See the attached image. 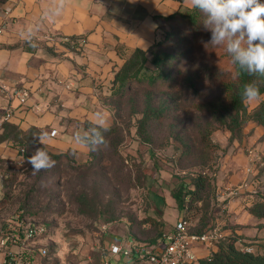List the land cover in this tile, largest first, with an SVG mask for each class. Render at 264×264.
<instances>
[{"label": "rangeland", "instance_id": "obj_1", "mask_svg": "<svg viewBox=\"0 0 264 264\" xmlns=\"http://www.w3.org/2000/svg\"><path fill=\"white\" fill-rule=\"evenodd\" d=\"M179 1V8H192L189 0ZM210 38L204 27L175 50L190 59L179 71L183 80L177 90L133 85L122 95L111 82L130 52L114 56L94 83L72 85L49 74L56 69L45 50L60 54L55 51L60 50L56 35L32 32L0 45V81L33 93L42 109L31 114L32 120L49 136L42 147L50 156L67 152L59 159L51 157L54 167L33 173L27 160L38 147L28 148L24 157L18 144L5 141L0 149V232L21 211L45 226L47 233L36 241L42 249L35 253L39 264H104L111 244L128 237L160 242L184 216L188 228L197 231L204 209L209 216L205 229L219 225L246 243L264 240V221L249 211L263 195L264 129L250 121L232 133L212 122L205 104L222 97L220 83L232 76V68L220 55L224 47L208 44ZM28 46L37 55L26 62L23 49ZM148 96L165 112L162 119L152 120L149 142L138 132ZM261 99L247 102L251 112ZM5 102L0 95V115ZM97 113L115 131L98 149L82 148L74 136L88 137L85 123ZM247 166L254 173L246 179ZM199 174L210 180L204 202H196L188 213L178 210L173 191L190 189ZM245 179L248 186L240 193L226 195ZM130 260L122 256L120 262Z\"/></svg>", "mask_w": 264, "mask_h": 264}, {"label": "trees", "instance_id": "obj_2", "mask_svg": "<svg viewBox=\"0 0 264 264\" xmlns=\"http://www.w3.org/2000/svg\"><path fill=\"white\" fill-rule=\"evenodd\" d=\"M155 18L158 20V26L154 42L146 49L136 48L131 51L130 55L123 60L122 64L114 72L111 83L112 89L117 95L124 94L133 85L148 88L161 86L177 90L180 81L183 80L179 78V71L185 64L189 63L190 59L180 55L175 50L187 45L189 36L194 37L203 31V22L206 17L193 7L187 10H183L180 7L171 14L157 15ZM163 26L169 29L163 32ZM83 40L81 38L78 41V39L73 37L68 40L67 44L77 46L78 42L79 45L84 44ZM220 55L230 64L232 76L220 83L222 97L205 104L212 122L218 126L228 128L232 133L241 131L250 121L255 122L264 129V77L248 75L247 73H241L237 76V70L232 65L231 58L227 52L224 50ZM248 83H255L259 87L260 97L262 98L252 112L241 95L243 86ZM146 111L145 116L139 122L138 132L145 141L149 142L151 140L149 127L152 120L154 118L162 119L165 112L153 106L150 96L147 97ZM85 127L90 131L88 137H92L91 122L87 121ZM114 131L115 129L110 126L109 131L104 134L105 140ZM39 135H41V129L36 125L24 129L19 124L7 121L0 130V145L2 146L6 140L15 142L21 147L23 156L28 157L27 153H25L28 148L42 147L37 140ZM66 153L62 152L58 156L51 154V157L59 159ZM262 175L264 177V168ZM191 183L190 189L186 186H180L172 194L178 210L186 209V213L196 208V202H204L203 192L210 186V180L205 174H199L192 179ZM207 211L208 209H204V214L199 222L201 224L200 227L197 231L191 230L192 232L203 233L209 230L208 228L205 229L207 218H209ZM249 211L256 219L264 221V189L261 198L252 204ZM162 237L163 234L159 239L160 241ZM239 240H242L239 234L230 232L225 239L218 242L214 247L216 250H211L208 256L200 257L197 262L189 264H264V240H255L251 243H246L242 240V245L248 248L247 251L242 249ZM143 243L158 244L159 241Z\"/></svg>", "mask_w": 264, "mask_h": 264}, {"label": "crops", "instance_id": "obj_3", "mask_svg": "<svg viewBox=\"0 0 264 264\" xmlns=\"http://www.w3.org/2000/svg\"><path fill=\"white\" fill-rule=\"evenodd\" d=\"M179 3V0H0V23L3 11L7 8L11 11V22L0 34V45L16 43L32 32H39L42 36L56 35L60 50L55 51L60 54L55 56L50 54L51 50H45L50 56L47 59L56 69L49 74L68 84L90 85L99 77L97 72L112 64L114 56L119 58L120 54L136 48H148L156 38L158 20L155 16L173 13L178 10ZM73 37L78 41L86 39V43L67 44ZM23 50L26 62L37 55L35 47L28 46ZM8 85L15 87L14 84ZM0 95L6 101L5 110L9 101L5 95ZM33 98L32 93L27 106L12 101L14 110L10 121L24 129L25 124L39 127L31 114L40 112L42 106ZM197 253L199 257H206L210 251L199 246ZM125 264L139 263L130 260Z\"/></svg>", "mask_w": 264, "mask_h": 264}, {"label": "built area", "instance_id": "obj_4", "mask_svg": "<svg viewBox=\"0 0 264 264\" xmlns=\"http://www.w3.org/2000/svg\"><path fill=\"white\" fill-rule=\"evenodd\" d=\"M10 22L11 11L7 8L3 11L0 34L8 28ZM0 93L9 101V105L0 115L1 130L3 124L10 121L13 116L14 107L11 102L16 100L20 106H27L32 93L27 87H10L2 81H0ZM37 108L39 109V106ZM56 132L54 130L52 135ZM244 171L246 179L254 173L251 166H247ZM246 179L239 186L227 191L226 195L234 196L240 193L248 186ZM46 233L45 226L39 225L23 211L16 214L0 232V264H39L36 262L35 253L37 251L41 253L42 249L36 247V241ZM226 236L227 233L219 225L203 233L192 232L187 226L186 219L182 217L171 231L163 234L158 244H147L134 237H128L111 244L108 253L103 254V260L104 264H121V257L125 256L137 263L189 264L197 262L200 258L197 253L199 246L211 251ZM239 241L242 249L247 251L248 248L242 245V240Z\"/></svg>", "mask_w": 264, "mask_h": 264}, {"label": "clouds", "instance_id": "obj_5", "mask_svg": "<svg viewBox=\"0 0 264 264\" xmlns=\"http://www.w3.org/2000/svg\"><path fill=\"white\" fill-rule=\"evenodd\" d=\"M190 5L206 17L203 24L211 33L208 44L223 46L236 68V75L247 73L264 77V0H189ZM245 102L260 99L261 93L255 83L243 86ZM92 137L74 136V143L82 148L96 150L105 145V133L109 131L106 118L95 114L92 121ZM49 139L47 133L37 140L43 145ZM33 173L55 166L44 147L36 148L28 157Z\"/></svg>", "mask_w": 264, "mask_h": 264}]
</instances>
